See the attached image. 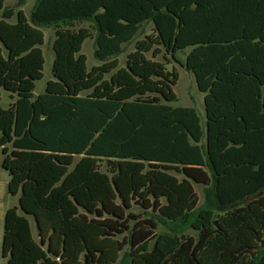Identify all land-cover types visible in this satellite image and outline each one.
<instances>
[{
    "label": "trees",
    "instance_id": "trees-1",
    "mask_svg": "<svg viewBox=\"0 0 264 264\" xmlns=\"http://www.w3.org/2000/svg\"><path fill=\"white\" fill-rule=\"evenodd\" d=\"M5 2L6 264H264V0H36L30 18ZM52 26L54 80L36 95ZM172 60L204 93L205 126L169 103Z\"/></svg>",
    "mask_w": 264,
    "mask_h": 264
},
{
    "label": "rangeland",
    "instance_id": "rangeland-1",
    "mask_svg": "<svg viewBox=\"0 0 264 264\" xmlns=\"http://www.w3.org/2000/svg\"><path fill=\"white\" fill-rule=\"evenodd\" d=\"M36 0H26L25 5L19 6V0H6L5 2V9H14L16 13L18 10L22 9L26 16L30 18V13L33 9V6L35 4ZM2 13L3 11L0 12V19H2ZM18 20L17 14L10 19L7 20L9 23L14 24ZM30 24L31 21L29 20ZM81 27H90L89 23H76L75 29H79ZM41 30L45 34V42L41 46V49L43 50L44 56H45V67L43 70L44 73V78L40 81L37 82V86L35 89V94L38 95L40 93H43L46 91V86L48 81L54 80L53 77V64L55 60V52L53 50V42L55 39V27H46V28H41ZM152 33V25L148 24L145 26V28L140 32V34L137 37L138 39H144L146 35H150ZM134 45L135 42L125 46L124 53L121 54L118 58L120 60V67H126V60H127V55L131 53L134 50ZM0 46L4 49L2 43L0 42ZM95 42L92 39H88L84 45H83V50L82 53H84L87 56V68L88 71H91V69L94 66H99L102 64L101 61H99L95 57ZM190 49H187L183 52H180L177 55V58L179 59L178 61L184 62L186 61V57L189 54ZM4 53L6 54V50L4 49ZM160 61H163L162 57L159 58ZM169 71H173V69L176 70V72L179 74V80L177 84L174 86V91L177 94V99L169 102L173 106H187V107H194L197 109L201 116L202 124L205 126L206 123V108H205V102H204V93L202 91H199L196 78L193 73L187 71L185 68H183L178 62L172 60V63L167 66ZM11 102V98L9 96V93L7 91H3V97L1 100V105L7 107ZM3 156V152L0 149V160ZM3 171V168H1V163H0V172ZM179 175V174H178ZM180 176V175H179ZM195 189L200 197L199 204L204 203V186L202 184H197L195 183ZM19 196L17 195L16 197H11V203L12 205H18ZM20 210V213L24 214V212ZM29 216V215H28ZM33 229L35 232V236H37V228L35 225V221L33 217H30ZM164 231H171L169 230L168 227L166 226H161L157 232H164ZM185 235H196V232L193 229H186L183 231ZM3 235H4V221L0 217V264H6V260L2 257V245H3Z\"/></svg>",
    "mask_w": 264,
    "mask_h": 264
},
{
    "label": "crops",
    "instance_id": "crops-1",
    "mask_svg": "<svg viewBox=\"0 0 264 264\" xmlns=\"http://www.w3.org/2000/svg\"><path fill=\"white\" fill-rule=\"evenodd\" d=\"M3 158L4 155L0 160L1 168H3L2 166ZM10 177L11 175L9 171L3 168V171L0 172V217L3 219V221L7 208L9 206H12L11 197L8 194V184Z\"/></svg>",
    "mask_w": 264,
    "mask_h": 264
}]
</instances>
